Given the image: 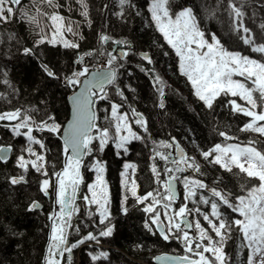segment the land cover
Here are the masks:
<instances>
[{
    "label": "snow or ice",
    "instance_id": "snow-or-ice-1",
    "mask_svg": "<svg viewBox=\"0 0 264 264\" xmlns=\"http://www.w3.org/2000/svg\"><path fill=\"white\" fill-rule=\"evenodd\" d=\"M76 3L80 15L91 25L87 0H76ZM219 3L217 0V7ZM226 4L231 31L237 35L242 33L243 44L253 53L260 54V58L223 43L216 32H210L203 26L193 6L188 3L147 0L150 18L145 23L154 27L174 52L180 75L186 77L192 94L205 109L215 112L217 107L227 108L231 114H243L249 119L242 124L240 131L250 130L264 136V40L257 42L252 29L245 26L242 5L237 6L234 0H226ZM259 6L264 9V0H259ZM61 7L72 10L70 3L61 5L57 0H29L27 4H22L21 0H0V24L19 20L28 25L34 33L30 46L20 44L14 32L7 34L9 41L16 40L20 45L18 52L25 57L39 60L37 49L44 45L79 49L76 41L82 38L80 25L71 17L62 15ZM116 7L119 11L113 15L124 19L127 10H135L137 5L134 0H117ZM215 11L216 8H204L206 17L213 16ZM136 15H141V11L136 10ZM258 27L264 34V22ZM67 34L73 38L69 39ZM97 39L99 47L84 53L77 52L76 67L65 73H59L48 63L40 61V68L46 76L61 83L65 89L70 113L66 106L64 119L61 120L54 111H42L35 106L0 110L2 127L13 138L23 139L14 159H10L14 145H0V163L5 168L12 163L19 170L6 176L8 183L13 186L26 183L25 174L30 169L34 170L39 174V191L53 203V210L48 213L50 232L44 264H61L57 257H63L64 253H68L71 261L72 250L89 241L97 246L96 251L88 253L93 264L100 259L109 260V252L98 247L99 238L110 237L114 230L111 198L104 176L105 161L99 154L109 144L117 156L127 154L132 141L151 139L144 114L136 110L126 94V90L132 93L136 90L131 83L125 84L121 80L123 73L120 69L137 55L142 61L152 64V56L146 51L137 53L132 41L115 39L103 31ZM108 41L112 43V51L104 48ZM164 55H169V52L164 51ZM86 57L99 59L103 66L100 63L89 66L85 62ZM137 66L152 75L158 95L156 106L163 109L165 85L162 78L142 64ZM127 74L131 77V69H127ZM2 75L3 83L11 87L7 71ZM109 86L119 100L110 95ZM16 91L12 89L13 93ZM0 98L7 99V96L0 94ZM132 99L135 100V96ZM44 103L42 100L41 104ZM100 120L106 121L107 125L99 123ZM133 124L138 126V130L133 128ZM218 135L223 141L213 143L206 150L197 146L202 161L195 155H189L175 136L170 140H153L150 169L157 187L142 194L138 192L139 185L134 178L136 165L123 164L118 211L127 215V202L131 198L145 215L143 228L148 233L158 235V239L164 242L178 241L183 247V255L162 253L154 256L152 259L158 264H232L225 251L229 241L236 245L237 264H264V150L258 149L252 141L230 142L235 137L223 130ZM48 138L59 141L63 155L62 167L57 169L54 165L50 173L45 159V153L50 151ZM157 157L163 161L162 168ZM202 162L217 165L229 173L237 169V175L245 177L244 183L240 184L241 194L234 195L220 187L216 180L206 183L205 179L199 178L205 176ZM84 169L94 172L95 179L86 182ZM130 175L133 178L129 179ZM82 185L86 191L79 197L83 202L81 206L76 200ZM181 185L182 196L178 206L174 207ZM91 206H95L94 212ZM41 208L36 199L27 205L29 211ZM78 212L80 216L93 218L92 230H88L90 225L76 216ZM97 215L98 224L95 221ZM74 216L78 223L73 222ZM80 225H83V234L79 239L70 240V230L79 234L82 232ZM244 248L247 249L246 260H240V252Z\"/></svg>",
    "mask_w": 264,
    "mask_h": 264
},
{
    "label": "trees",
    "instance_id": "trees-1",
    "mask_svg": "<svg viewBox=\"0 0 264 264\" xmlns=\"http://www.w3.org/2000/svg\"><path fill=\"white\" fill-rule=\"evenodd\" d=\"M26 1L23 0L21 3L23 4ZM87 2L90 4L89 19L92 21L91 25L85 21V18L75 16L78 19L82 18L78 21L82 37L85 38L80 43L79 49L44 45L37 49L39 60L36 57L21 55L18 52L20 45L17 44L16 40H8L7 34L11 31L16 34L20 44L30 46L34 39V33L27 24L19 20L14 23L9 22L7 25L0 24V94L7 96V99L0 98V110L11 107L26 108L35 106L42 111H54L61 120L64 119L66 106L69 111L65 89L61 83L46 76L40 68V61L48 63L53 70L59 73L70 71L76 67L74 60L77 52L84 53L91 48L99 47L97 36L101 31L106 32L115 39L132 41L137 53L150 51L149 55L153 58L152 64L142 61L137 55L125 63L124 68L120 69L123 73L121 80L125 84L131 83L136 90L135 93L126 90V94L129 97V102L136 110L144 114L148 122L151 139L132 141L127 154L117 156L111 145L106 146L105 151L99 154L106 164L105 176L110 189L114 230L110 237L99 238L102 244L108 245V247L101 246L99 250L108 251L109 260L100 259L95 264H153L152 258L155 255L169 252V249L183 255V247L178 241L164 242L158 239V235L153 236L143 228L145 215L131 198L127 202L129 205L128 214L125 215L118 211L120 172L123 163L130 161L136 165L134 178L139 185V193L142 194L145 190L157 187L150 169V164L153 162L150 159L152 157L153 140H170L172 136H175L181 142L185 151L191 155V151L193 149L197 150V146L206 150L213 143L223 141V138L218 135L219 131L227 129L238 131L249 118L239 113L231 114L227 108L220 109L217 107L215 112H210L202 106V102L199 100L193 101L187 92L175 88V85L173 84V86L169 79L163 77V74L167 71L180 85L188 86L185 78L177 73V59L174 52L168 48L162 36L155 31V28L148 27L145 23L150 18L147 14V0H134L137 8L135 10L128 9L124 19L113 15V12L119 11L116 7L117 0H87ZM173 2L191 4L203 26L208 28L210 32H216L223 43L235 50H243L244 54L260 58V54L253 53L248 46L243 44L240 38V35H243L242 33L237 35L231 31V21L226 11V0H220L218 7L217 0H173ZM234 3L237 6H243L245 26L252 29L257 42H262L264 34L261 33L258 26L264 22V9L260 8L259 0H234ZM205 7L209 9L216 8L214 15L206 17ZM136 10H140L141 15L137 16ZM254 11L255 16H253ZM104 48L112 51L111 41H108ZM164 51H168L169 55L165 56ZM93 63H101V61L91 57L89 66ZM141 64L147 69L154 70L153 73H157L162 77L165 85V107L163 109L156 106L158 95L153 86L152 75L141 71L140 67L137 66ZM127 69H131V77L128 76ZM3 71H7V79L10 81L11 87L3 83ZM13 88L17 90L15 93L12 92ZM109 92L114 99L119 100L111 86H109ZM133 96H135V100L132 99ZM42 100L45 101L44 104H41ZM238 102L244 103L243 101ZM126 107L127 105H125ZM99 115L102 116L103 113ZM98 122L100 123L101 120ZM103 123L107 125L106 121H103ZM2 124L3 122H0V145L13 144V156H15V152L19 151L23 139L13 138L2 127ZM133 125L138 130V126ZM48 140L50 142L47 146L50 151L45 153V159L50 173L54 165L57 169L62 166V153L60 152L58 140L55 138H48ZM235 140H239V138L235 137ZM262 147L264 149V146ZM163 150L168 151L167 149ZM10 159H14V157ZM156 160L162 168L163 161H160L158 157ZM201 167L205 176L199 178L205 179L206 183L216 180L220 187H225L234 195L241 194L240 184L244 183L245 177L242 174L237 175V172H235L237 170L229 173L219 167L218 169L212 167L210 170L213 174L207 172L203 165ZM14 171H19L14 168V164L9 163L8 167L5 168L0 163V264H43L46 234L49 228L47 216L51 207L48 205L49 203L43 200L39 191L38 173L30 169L25 174L26 183L13 186L8 183L6 176ZM92 174V171L83 170L86 182H91ZM180 188L182 193V187L180 186ZM85 191L86 187L82 185L78 197L82 196ZM33 199L42 201L45 204L44 208L29 211L27 205ZM178 203L179 200L174 207L178 206ZM82 204L83 202L80 199L77 205L82 206ZM94 208L95 206H91L93 212ZM80 211H83V207ZM76 216H80V213L78 212ZM80 219L90 225L88 230H92L93 218L80 216ZM95 221L98 224V215L95 216ZM73 222L78 223L75 216ZM80 226L82 232L79 234L70 230V240L79 239L80 235L83 234V225ZM210 234L213 235V233ZM79 246L72 250L71 261H69L68 253H65L62 264H93L88 253L96 251L97 247L84 246L78 251ZM225 251L228 253L232 264H237L236 245L233 241L228 242ZM246 254L247 249H242L239 259L246 260Z\"/></svg>",
    "mask_w": 264,
    "mask_h": 264
},
{
    "label": "rangeland",
    "instance_id": "rangeland-1",
    "mask_svg": "<svg viewBox=\"0 0 264 264\" xmlns=\"http://www.w3.org/2000/svg\"><path fill=\"white\" fill-rule=\"evenodd\" d=\"M99 1V0H98ZM57 2L59 3V4H61V5H64V4H66V3H70L71 4V6H72V10L71 11H69L67 8H65V7H61L60 9H59V11L61 12V14L62 15H64L65 17H71V19H72V21L73 22H78L79 23V21L78 20H82V18H84V17H82L81 15H80V12H79V10H78V8H79V6L77 5V3H76V0H57ZM27 3H29V0H27L26 2H24L23 4H27ZM88 3V2H87ZM88 5L90 6V4L88 3ZM90 15V14H89ZM75 16H81L82 18L80 19H78V17H75ZM80 25V24H79ZM79 32H80V36L82 37V31H81V29L79 28ZM68 35V38L69 39H72L73 37L70 35V34H67ZM85 40V38L84 37H82L81 39H77V43L80 45V43H82L83 41ZM57 46H59V45H57ZM150 52V51H149ZM76 59V58H75ZM177 59V58H176ZM165 71V70H164ZM177 73L180 75V73H179V68H178V62H177ZM154 74V73H153ZM155 74H157V73H155ZM181 76V75H180ZM163 77H165L166 79H169L170 80V83L175 87V88H177V89H179V90H181V91H183V92H187L189 95H190V97H191V99L193 100V101H197L198 99L192 94V89H191V85L188 83V86H184V85H180L171 75H170V73L169 72H167V71H165V74H163ZM182 77H184V76H182ZM162 78V77H161ZM185 78V80H186V77H184ZM187 81V80H186ZM100 114V113H99ZM98 114V115H99ZM100 123H103V120H101V122ZM133 126V128H134V125H132ZM135 129V128H134ZM225 132H227L230 136H234V137H238L239 138V140H234V141H230V142H241V143H248L249 141H252L254 144H255V146H257L258 147V149H260V150H264L263 149V147L262 146H264V136H261L259 133H254V132H252V131H250V130H246V131H240V129L238 130V131H234V130H229V129H227V130H225ZM39 135V134H38ZM262 145V146H261ZM37 147V150H39V146H36ZM115 150V149H114ZM18 152L19 151H16L15 153L16 154H18ZM115 153H116V150H115ZM13 155H14V153H13ZM12 155V158L14 157ZM191 155H195L196 157H197V159L198 160H201L202 161V158L201 157H199V151L198 150H192L191 151ZM125 162H129V163H132V162H130V161H125ZM124 162V163H125ZM123 163V164H124ZM134 164V163H133ZM201 165H203V167L205 168V170L207 171V172H210V173H213V172H211V168L212 167H215V169L217 168L218 169V167L219 166H217V165H208V164H206V163H204V162H202V164ZM105 168H106V164H105ZM122 170H123V167H122ZM121 170V171H122ZM223 170V169H222ZM234 170H237V169H233V171ZM223 171H225V170H223ZM106 172V171H105ZM129 172H131V170H129ZM235 172H237L238 173V170L237 171H235ZM93 174H92V180L93 179H95V173L94 172H92ZM214 174V173H213ZM243 175V174H242ZM104 176H105V174H104ZM131 178H133L131 175L129 176V179H131ZM105 179H106V176H105ZM91 180V181H92ZM107 181V180H106ZM181 187H182V185H181ZM108 188H109V184H108ZM181 189V188H180ZM182 191H183V189H182ZM138 192H139V187H138ZM109 193H110V189H109ZM180 195L182 196V193H181V191H180ZM79 198V197H78ZM78 198H77V200H76V203H79V201H80V199L78 200ZM111 198V197H110ZM53 199H54V197H53ZM49 204V206L52 208V210H53V203H52V200L50 201V202H48ZM58 207V206H57ZM58 209V208H57ZM110 210H111V207H110ZM200 219H201V222H202V224H205V222H203V219H202V217H200ZM47 220H48V222H49V228H48V231H47V234H46V241H45V249H44V255H45V252H46V248H47V245H48V236H49V232H50V221H49V219H48V216H47ZM210 231V230H209ZM213 235H214V233H213ZM86 243V242H85ZM88 244H90L91 246H95V247H97L96 245H95V242H92V241H90V242H87ZM105 244H102L101 242H100V245L98 246L99 248H101V246H104ZM83 246V244L82 245H80V247H82ZM105 247H108V245H105ZM169 252H175V253H177V251H174L173 249H169ZM63 255H65V253L63 254ZM58 259H60V261H61V259L63 258V257H57Z\"/></svg>",
    "mask_w": 264,
    "mask_h": 264
},
{
    "label": "water",
    "instance_id": "water-1",
    "mask_svg": "<svg viewBox=\"0 0 264 264\" xmlns=\"http://www.w3.org/2000/svg\"><path fill=\"white\" fill-rule=\"evenodd\" d=\"M23 0H21V2H22ZM118 50V49H117ZM88 58H90V57H86L85 58V62H86V60L88 59ZM76 61V60H75ZM75 61H74V64H75ZM87 63V62H86ZM88 64V63H87ZM101 64V66H103L102 65V63H100ZM75 66H76V64H75ZM165 102V101H164ZM68 103V102H67ZM68 108H69V113H70V105H68ZM12 155H13V153L12 154H10V158L12 157ZM179 197H180V195L178 196V200H179ZM48 200H49V197H48ZM39 202H40V204L42 205V208L41 209H35V210H42L43 208H44V204L40 201V200H38ZM32 211H34V210H32ZM164 253H166V254H168V255H180V254H178V253H173V252H164ZM162 253H160V254H157V255H155V256H159V255H161ZM153 264H158V262L157 261H155V260H153Z\"/></svg>",
    "mask_w": 264,
    "mask_h": 264
},
{
    "label": "flooded vegetation",
    "instance_id": "flooded-vegetation-1",
    "mask_svg": "<svg viewBox=\"0 0 264 264\" xmlns=\"http://www.w3.org/2000/svg\"><path fill=\"white\" fill-rule=\"evenodd\" d=\"M41 195H42L43 200H45L46 202H50V201H51L50 199L48 200V197L44 196L43 193H41ZM41 202H42V201H41ZM42 203H43V202H42ZM43 204H44V203H43ZM44 206H45V204H44Z\"/></svg>",
    "mask_w": 264,
    "mask_h": 264
},
{
    "label": "bare ground",
    "instance_id": "bare-ground-1",
    "mask_svg": "<svg viewBox=\"0 0 264 264\" xmlns=\"http://www.w3.org/2000/svg\"><path fill=\"white\" fill-rule=\"evenodd\" d=\"M155 74V73H154Z\"/></svg>",
    "mask_w": 264,
    "mask_h": 264
},
{
    "label": "built area",
    "instance_id": "built-area-1",
    "mask_svg": "<svg viewBox=\"0 0 264 264\" xmlns=\"http://www.w3.org/2000/svg\"><path fill=\"white\" fill-rule=\"evenodd\" d=\"M58 208V207H57Z\"/></svg>",
    "mask_w": 264,
    "mask_h": 264
}]
</instances>
